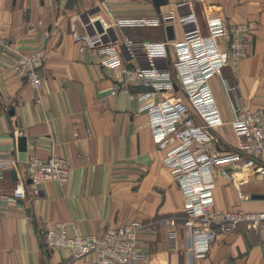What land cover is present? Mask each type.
Masks as SVG:
<instances>
[{
    "label": "crops",
    "instance_id": "1",
    "mask_svg": "<svg viewBox=\"0 0 264 264\" xmlns=\"http://www.w3.org/2000/svg\"><path fill=\"white\" fill-rule=\"evenodd\" d=\"M185 1L193 4L201 23L211 15L252 29L247 56L236 69L226 67L211 80L225 122L215 131L219 147L234 152L240 143L230 125L233 107L264 110V0H167L160 12ZM87 12L108 24L160 13L152 0H0V158L15 161L0 179V196L6 197L0 208V264H66V249L44 245L43 233L56 223L72 225L82 235H100L133 221L157 224L155 231L139 234L145 259L135 264H264V231L244 224L216 239L204 258L190 255L183 196L152 140L147 115L136 100L112 93L113 71L103 66L105 57L80 51L74 40L81 31L77 17ZM122 34L137 42L164 37L159 28ZM40 49L46 81L36 92L15 74L14 65L21 55ZM20 137L24 151L18 149ZM52 152L66 160L68 181L62 186L43 182L36 194L28 183L27 161ZM219 169L231 173L234 182ZM19 182L26 191L23 199L11 196ZM213 193L218 211L264 210V177L252 170L220 164ZM170 217L179 219L173 237L158 224Z\"/></svg>",
    "mask_w": 264,
    "mask_h": 264
},
{
    "label": "built area",
    "instance_id": "2",
    "mask_svg": "<svg viewBox=\"0 0 264 264\" xmlns=\"http://www.w3.org/2000/svg\"><path fill=\"white\" fill-rule=\"evenodd\" d=\"M77 20L81 31L74 33V40L79 43V50L103 55V66L113 71L112 93L136 100L138 110L147 115L152 140L164 152V165L183 196L181 219L187 227L190 255L204 258L216 239L233 233L241 224L264 231V210L218 211L213 193L215 172L223 163L264 177V110L233 107L230 125L240 144L236 151L225 152L215 133L225 122L211 88L214 77L221 76L226 67L236 69L247 56L251 26L226 25L211 15L201 23L189 1L176 3L153 16L115 18L109 24L95 18L92 12ZM96 21L101 32L94 26ZM167 27L173 28L171 40L166 37ZM149 28L162 29L163 39L137 42L122 34L126 29ZM44 63L43 49L23 54L14 65V72L38 92L46 81ZM13 168L15 161L0 158V179ZM26 172L36 194L43 182L54 181L62 186L69 178L66 160L53 152L46 159L30 157ZM219 174L227 182H234L226 169H219ZM11 196L25 198L21 182ZM5 200L0 196V208ZM178 222V218L170 217L158 224L173 237ZM156 226L133 221L100 235H82L72 225L56 223L43 233L44 245L49 250L66 249V264H135L145 259L139 234L155 231Z\"/></svg>",
    "mask_w": 264,
    "mask_h": 264
},
{
    "label": "water",
    "instance_id": "3",
    "mask_svg": "<svg viewBox=\"0 0 264 264\" xmlns=\"http://www.w3.org/2000/svg\"><path fill=\"white\" fill-rule=\"evenodd\" d=\"M167 4V0H152V5L154 7V9L156 10L157 13L160 12V8L162 6H165ZM95 28L97 29L98 32L102 31V28L100 26V23L98 21H96L94 23ZM166 32V37L168 40L173 39V28L172 27H167L165 29ZM18 149L19 151H24L25 150V138L24 137H20L18 139ZM11 176L13 178V180H16V174L14 171L11 172ZM28 183H31L30 181H28ZM262 198V197H261Z\"/></svg>",
    "mask_w": 264,
    "mask_h": 264
},
{
    "label": "rangeland",
    "instance_id": "4",
    "mask_svg": "<svg viewBox=\"0 0 264 264\" xmlns=\"http://www.w3.org/2000/svg\"><path fill=\"white\" fill-rule=\"evenodd\" d=\"M181 217H183V215H182ZM182 222H185V221H184V220H182Z\"/></svg>",
    "mask_w": 264,
    "mask_h": 264
}]
</instances>
